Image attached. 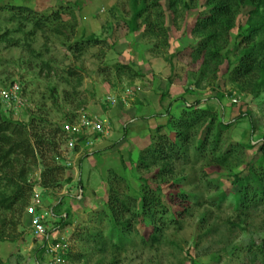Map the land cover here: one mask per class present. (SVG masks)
<instances>
[{"label":"rangeland","instance_id":"374dc122","mask_svg":"<svg viewBox=\"0 0 264 264\" xmlns=\"http://www.w3.org/2000/svg\"><path fill=\"white\" fill-rule=\"evenodd\" d=\"M160 4L168 31L166 43L165 37L146 30L143 20L152 13L150 9L138 19L136 31L131 30L132 0H0V87L18 83L24 99L22 106L2 102V112L22 123L35 117L42 128L63 125L83 108L92 117L108 122V135H91L93 146L78 149L75 167L67 171L73 173L72 179L68 180L65 173L61 188L48 194L39 190L43 203L49 205L46 207H53L54 215L48 221L49 230L54 229L50 240L64 238L67 242L62 264H106L116 255L120 264H264L262 257H256L264 244V212L260 211L248 219L244 233L218 225V220L217 227L203 234L200 232L206 227L200 223L201 210H195L185 217L183 229L168 230L157 245L146 246L141 238L147 232L140 231L120 253H113L115 238L110 237L112 223L107 204L109 182L117 176V189L139 197L135 193L141 189V178H150L154 172L139 166L138 157L156 138L158 126L163 125L162 134L169 133L173 123L165 114L170 103L173 113L202 99L203 108L217 112V128L219 122L230 124L223 130V137L255 144L248 149L247 160L258 156L257 147L264 141V90L255 95L238 89L229 79L227 61L214 83L196 85V80L186 78V53L173 59V69L171 55H179L197 41L190 28L206 7V0H195L188 10L181 8L176 20L168 7L169 0H160ZM18 6L32 8L45 27L35 29L31 22L23 24L15 14ZM56 12L61 14L60 19L53 23ZM246 17L247 9L241 10L238 24ZM54 24L68 26L64 28L66 36L56 33ZM236 33L231 35V43ZM91 34L105 42H85ZM76 42L81 43L82 50L74 49ZM122 64L133 66L141 74L120 70ZM171 75L176 76L173 83H169ZM221 93L225 96L219 99ZM206 128L198 130L197 144ZM29 167L36 178L41 174V166ZM210 171L215 172L213 176L223 175V187L229 191V169ZM177 172L186 176L184 189L201 196V209L205 205L208 208L210 204L205 202L217 191L210 193L205 186L204 163L180 165ZM15 209L14 213L0 212L5 220L0 224L4 237L0 241V264H54L52 254L40 250L43 240L33 235L25 208L22 213L19 206ZM228 213H232L231 207L225 204L220 216ZM14 215V221L20 222L17 226L10 224ZM62 215L69 221L59 229L56 223Z\"/></svg>","mask_w":264,"mask_h":264},{"label":"trees","instance_id":"16d2710c","mask_svg":"<svg viewBox=\"0 0 264 264\" xmlns=\"http://www.w3.org/2000/svg\"><path fill=\"white\" fill-rule=\"evenodd\" d=\"M194 1L169 0L168 7L175 20L181 14L180 9H190ZM77 3L81 4L80 1ZM132 8L131 30L136 31L139 27L138 19L150 9L152 13L145 15L143 20L146 30L154 36L165 37L163 41L166 43L168 31L160 0H132ZM245 9L246 21L238 24V15ZM18 10L15 14L21 17L23 24L31 22L35 29L45 27L46 23L34 16L36 12L32 8L18 6ZM53 15L55 19L52 22H58L61 14L56 12ZM54 26L56 33L66 36L64 28L68 29V26ZM235 30L236 40L231 43V35ZM190 32L197 41L179 55L178 52L171 55L173 69L176 68L173 59L186 53V78L196 80V85L202 82L214 83L222 64L227 61L229 79L238 89L255 95L264 90V0H206V7L190 28ZM102 41L105 42L96 34H91L85 40L97 44ZM83 42L84 40L81 43ZM81 43L76 42L74 49L82 50ZM118 68L128 69L130 74H141L128 64H122ZM175 77L171 75L169 83L176 81ZM224 96L221 93L218 98L222 99ZM2 102L0 97V212L14 213L19 206L21 213L23 207L25 208L26 215V207L31 203L38 183L34 173L28 171L30 165L42 167L38 176L40 187L46 194L62 187L61 180L65 173L68 180L73 178V173L67 172L70 167L62 161L61 150L65 143L62 125L42 128L36 124L35 117L29 123L19 122L2 112ZM202 104L203 100L197 99L192 104L180 107L176 112L172 111L173 113L172 103L166 107L165 115L173 123L169 133L162 134L163 125L158 126L156 138L138 157L139 166L145 170L153 169L154 172L150 178H141V189L135 193L139 197L130 193L123 194L117 189L114 186L117 176H114V181L109 182L107 204L112 223L110 237L115 238L114 254L120 253V249L131 242L134 236L141 234L140 231L147 232V236L141 235L146 246L157 245L166 237L168 230L183 229L185 217L193 215L195 210H201L200 223L202 227H206L205 232H200L203 234L217 227L215 223L218 220V225H224L229 230L237 228L244 233L251 215L258 211L264 212V141L257 147L258 156L247 160V151L254 148L255 144H244L223 137V130L228 129L230 124L219 122L217 128V112L212 108H203ZM74 118L68 121L72 122ZM204 126H207L205 135L197 144L196 135ZM192 162L204 163L207 169L205 186L210 188V193L217 191L205 202L210 204L206 209V205L201 209L203 204H200L199 194L184 189L186 176H180L177 172L180 165ZM215 168L229 169L226 176L231 185L229 191L223 187V175H211L215 172L210 170ZM120 179L127 181L125 177ZM127 186L130 187L129 184ZM225 204L230 205L232 213L221 217L220 212ZM2 215L0 213V224L5 223ZM14 220L15 215L10 224L12 222L15 226L19 225L20 222ZM68 221L62 215L56 226L63 227ZM2 233L3 228L0 226V241L4 239ZM42 242L40 250L46 251L48 242L46 239ZM52 242L58 243L59 240ZM259 256L264 259V244L256 254L257 258ZM114 257L106 264H120L117 255ZM194 260L191 255V261Z\"/></svg>","mask_w":264,"mask_h":264},{"label":"built area","instance_id":"2783aa9c","mask_svg":"<svg viewBox=\"0 0 264 264\" xmlns=\"http://www.w3.org/2000/svg\"><path fill=\"white\" fill-rule=\"evenodd\" d=\"M22 88L18 83H14L9 88L0 87V97L3 102L7 103L9 106L23 105V94ZM78 116L74 118V120L66 121L62 125V132L64 134V147L61 150L62 153V161L64 164L72 169L75 167V162L79 157L78 149H89L93 146V141L91 139V135L99 134L101 136L108 135V122L106 119H101L99 117H92L86 112V109H81L78 111ZM72 152V153H71ZM73 154H78L77 156H73ZM38 183L34 188V193L31 197V203L26 207V214L30 216V226L32 233L37 238H41V240L46 239L48 242L47 251L50 252L53 256L54 264H62L64 260V256L67 250V242L59 240L58 243H53L51 239V233L53 232V228L49 230L48 221L50 219V215H54L53 207L47 208L49 206L44 204L42 201V197L40 191L42 188L40 187V177H37ZM53 227V226H52Z\"/></svg>","mask_w":264,"mask_h":264}]
</instances>
